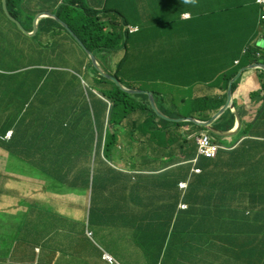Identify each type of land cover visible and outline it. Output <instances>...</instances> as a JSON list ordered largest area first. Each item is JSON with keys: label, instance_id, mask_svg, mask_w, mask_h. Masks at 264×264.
Segmentation results:
<instances>
[{"label": "trees", "instance_id": "1", "mask_svg": "<svg viewBox=\"0 0 264 264\" xmlns=\"http://www.w3.org/2000/svg\"><path fill=\"white\" fill-rule=\"evenodd\" d=\"M89 1L91 0H69L54 7L45 0H7L8 14L0 4V59L4 58L3 51L11 50V45L5 44L7 38L17 42L15 48L20 52L29 48L31 58H34L33 63L22 68L25 70L24 75L18 79L17 71L0 67V149L38 170L48 180L44 182L43 177V189L38 194L42 201L39 200L36 208L26 209L24 214L17 215L16 226L10 230L9 254L12 261L18 260L22 264H36L37 248L40 250L37 255L40 262L37 264H107L102 260L104 251L109 252L120 264H147L149 240L153 236L163 235L164 242L169 235L176 241L180 237L177 230L171 231L166 225L161 224L157 228V225L145 223L144 217L131 205L143 195L145 179L136 177L134 181L130 175L115 172L102 159L103 156L110 159L116 147L123 146L122 143L129 145L135 153L146 143V136L155 125L153 118L159 119L160 123L167 122L156 116L146 95L125 91L94 66L90 53H93L104 71L112 74L124 87L140 89L131 77L133 70L126 68L130 61L128 46L131 38L123 36L122 32L128 22L110 17L115 14V10L120 11L117 8L111 9L106 0H100L98 6ZM45 4L51 5L50 11L69 26L83 46L75 41L76 46L69 55L59 51L61 43L65 41L67 45L72 36L55 19H42L35 36L24 33L11 19L15 18L26 31L33 32V21L39 12L44 11ZM105 20L109 22L105 23ZM14 29L22 35H17L21 41L16 39ZM44 46L55 50L51 54L46 53ZM120 48L125 49V57L113 71L110 67L111 55ZM261 48H251L244 60H256L254 54L259 50L264 58ZM41 55L50 61H63L65 66L59 67L52 63L43 65L38 62ZM33 65V68H29ZM237 71L234 69L227 74L226 84ZM214 78L216 77L210 80ZM236 86L237 83H234L233 89ZM212 103L218 108L222 105L214 98L200 99L190 103V114L206 112L211 109ZM138 111H149L153 118L139 124L136 121ZM233 123L234 117L228 120L222 118L217 128L227 132L233 127ZM181 125L183 123L177 124ZM260 129L264 127L255 129L257 134L262 133ZM9 130L14 131L13 135L10 140H5ZM133 139L136 140V145L132 143ZM246 146L231 153L232 159L242 152L246 154V170L241 173V177L238 174L228 178L226 187L219 190L218 194L207 197L208 204L204 206L209 207L210 212L206 218L211 217L210 220L200 225L195 234L188 235L185 240L181 238L184 249L180 259L186 263L195 264L207 256L208 237L216 239L229 234L233 241H224V253L232 255L231 261L240 263V260L245 259L256 264L255 247L264 244V226L250 218L245 221L241 217L246 215L232 212L235 207L236 210L245 208L252 213L256 212L251 217L257 220L263 221L264 217V142L255 144L256 148H253L252 153L245 151ZM123 148L125 147L120 149L119 157L130 161L134 154L124 153ZM236 167L240 169L238 162ZM100 169L103 170L100 172ZM183 170L187 171L186 174L180 172L182 175H179L178 171L173 170L162 175L168 178L166 182L155 184L158 190H163L168 195L156 202L169 200L174 203L163 206L156 214L151 210L154 222L157 223L160 217L174 214L178 183L188 178V167L184 166ZM175 176L176 180L172 181L171 178ZM90 187L93 196L89 214L87 209H81L82 212L76 211L71 215L65 201L63 207H58L56 196L66 190L64 188L85 194ZM197 189L196 186L194 191ZM78 195L82 196L81 193ZM190 197L192 200L189 205L192 209L196 201L199 203L203 200L196 193L193 196L190 194ZM77 202V207H82L81 200ZM78 212L79 215H76ZM138 217L144 223L137 225L132 222ZM123 219H126L128 227H134L140 235L137 246L145 250L146 256L143 259L130 258L127 251L131 246L130 239H119V235L115 233V223ZM250 222L254 225L249 227L250 231L241 232L231 228L243 227ZM218 225V230L210 231ZM85 233L91 234V237ZM242 235L248 239V245L239 246L238 241ZM79 236L86 240L79 242ZM96 237L104 247L94 244ZM69 244L77 247L71 249L72 245ZM208 250L221 255L210 246ZM15 255H19V258ZM170 263L178 264V257L172 250L168 252L163 264Z\"/></svg>", "mask_w": 264, "mask_h": 264}, {"label": "clouds", "instance_id": "2", "mask_svg": "<svg viewBox=\"0 0 264 264\" xmlns=\"http://www.w3.org/2000/svg\"><path fill=\"white\" fill-rule=\"evenodd\" d=\"M35 2H38L40 0H34ZM49 1L52 3L51 5H54V7H58L61 4H64V2H68L69 0H45ZM100 2V0H94L93 4L95 5L97 2ZM184 5H188L191 7H196L198 4V0H182ZM254 2L260 6L261 8V14L258 19V24L259 27L262 26L264 28V6L259 4L257 0H254ZM91 3V1H89ZM107 3V0H106ZM2 9L5 13L8 14V9H7V0H5V5H6V11L3 8V0L1 2ZM110 7V6H109ZM111 9H114L111 7ZM114 15H110V17L116 18L117 21H127L126 16L120 11L117 12L115 10ZM48 13L52 14L54 17L48 16ZM185 16L190 15L189 13H184ZM10 16V15H8ZM11 17V16H10ZM13 18V17H12ZM11 18V19H12ZM55 19L62 23L64 27L68 30L69 34L75 39L77 43L83 46L82 42L80 39L73 33V31L69 28V26L62 22L52 11H42L39 12L34 21H33V27L35 29V22H36V27L37 30L34 33L33 32H28L25 30L24 26L15 18L20 26H18L24 33L30 35V36H35L38 32V25L39 22L42 19ZM12 19V20H13ZM13 20V21H14ZM15 22V21H14ZM109 20H105V23H108ZM128 25L124 26L123 28V36H130L131 42H132V35L137 33L139 28L137 26H132L130 21H127ZM16 23V22H15ZM17 24V23H16ZM258 47H262L261 49L264 52V29L263 33L260 34L258 31L254 38L251 40L249 45L245 47L239 56V60L235 59L225 64V67L219 68V69H214L211 71H207V76H204L203 79H201L200 82H203L204 84L216 86L218 85L220 88L223 90L222 95H217V94H212V95H203V96H196L194 94V91L188 95L186 89L191 88L192 84H190V87L183 86V87H178L176 86V90L174 95H169L170 102L167 103L164 95H163V89H159L157 87H152V81L146 79L147 77H143L141 75V72L139 74L136 73V71L131 72V77L134 81H136V84L138 88L140 89H127L124 87L118 79H116L112 74L107 73L104 71V69L99 65L97 62V59L93 55V53H90L94 56V66L98 69V71L102 74L105 75L109 80L113 81L115 84H117L119 87L124 89L125 91L131 93V94H136V95H146L148 102L156 114L157 117L160 119H164L167 123H160L159 119L153 118L152 114L149 111H138L137 116H139L136 121L140 124L145 120L149 119H154L155 125L152 127V130L150 134L146 136V143L149 145V150L153 148L152 154L150 156H147L148 150H146L144 143L141 146L140 149V158L136 157V154L133 152L131 147L127 144H123L125 148H123L124 153H133L134 157L136 160H138V165L137 168H134L133 165V158L127 162L132 163V166H126L125 162L123 160H119V155H120V149L123 147L122 145H118L116 147V153L114 152L110 159L105 158V156L102 157L104 160L105 164L108 167H111L115 172L119 174H126L130 175L133 177V180H136V177H141L144 178L146 181V187L148 188V195L146 197L142 196L140 199H138L137 203L139 206H134L137 208V210L140 212L141 216L144 217L145 223L148 224H154L157 225L156 227H160L161 224L166 225L168 229L171 231L177 230L178 234L180 235L179 240L176 241L173 239L171 235L168 236L166 239V242H164L163 235H155L153 236L149 241V250L147 254V264H163L168 252L171 250L173 251L174 255L178 257V264H188L186 263L183 259H180V254H182V251L184 249V244L181 241V238L185 240V237H187L190 234H195L197 232V229L200 225H204V222L206 220H210L211 217L206 218L209 211V207L206 208L204 205L208 204L207 197L209 195L213 194H218L219 190L223 189L227 185V179L232 178L237 176L238 174L239 177H241V173H243L246 170V167H241L240 169L237 167L232 166H226L224 164V158L223 155L224 153H232L239 148H241L245 143L250 142V141H256V144L264 142V129H260L262 133L258 134L256 133L255 129L263 128V119H264V58L262 56V52L259 50L257 51L255 55L254 61L246 62L244 59L247 55V53L253 49H258ZM122 52V58L118 62H114V57L116 54ZM130 52V54H129ZM131 43L128 46V54L130 57L131 61ZM112 58L110 60V67L114 71L117 68V65L122 61V59L125 57V49L120 48L117 50V52L112 53ZM92 59V57H91ZM130 61L129 63L126 64V68L130 69ZM237 69L236 75L231 78L228 82V84L225 83V79L228 76L227 74L230 73V71ZM132 70V69H131ZM256 72L258 76V80L261 86L260 95L259 93H253L250 95V103L248 105V109H250L251 104H256L258 106L257 109V119L254 124V126H249L247 128V135L245 139L237 145H233L232 148H223L220 144H217L216 141L214 140V134L219 133L220 136L222 137H231L234 135V128L236 125V119L239 117V114L236 110L233 111L238 107L237 103L234 102L233 97L234 93L241 82L243 76L247 72ZM241 72V75L231 84V99L230 103L228 104L227 109L222 112L220 115L218 113L221 111V109L227 105L228 103V91L230 87V82ZM212 77H216L213 80H210ZM111 78H114L112 80ZM116 81L118 83H116ZM156 83L159 84V82L163 81H155ZM210 83V84H209ZM237 83V86L235 89H233V84ZM175 86V85H173ZM144 87V88H143ZM155 88L156 90L152 89ZM130 91H144V92H149L152 94V97L155 102L156 109L158 110L159 113L155 111V109L152 107L151 102H150V97L147 93H134ZM182 93L184 96L181 99H174L177 95H181ZM99 96L103 99L104 97L99 94ZM208 98H214L216 99V102H221L222 105L218 108L215 107V105L212 103L211 109L206 111V112H201V113H194L190 114L192 111H189L190 103H193L194 101L197 100H204ZM263 98L261 102H257V100ZM165 102V103H164ZM165 111V112H164ZM214 113V115H212ZM218 115V116H217ZM215 117V120L213 118ZM234 117V123L233 127L227 131V132H222L219 128H217V125L219 124V121L224 118L225 120H228L230 118ZM148 122V121H147ZM146 123V122H145ZM178 123H183L181 126H177ZM189 125H196L201 128L199 132H195L192 134H186L184 133V128ZM180 127H182V130H180ZM233 131V132H232ZM238 131V130H237ZM13 130H9L7 134L5 135L4 139L5 140H10L12 135H13ZM255 132V135H254ZM171 138L172 140V148L173 146L177 148V152L179 150H182L185 148V145L187 142H191L192 145L195 146V152H196V158L191 160L190 162L187 161L186 163L172 166L170 164L169 159L162 156L163 154H160L158 156H153V154H159L160 152L164 151V148L166 146H170L169 144L166 143L167 140ZM207 141V143H206ZM104 148V147H103ZM174 148V149H175ZM172 150L166 151L168 156H173L170 153ZM223 151H225L223 153ZM103 154V153H102ZM221 159L219 156H221ZM163 157L165 159V166L159 167L153 164L154 159H158L160 157ZM187 156V153L185 154ZM161 157V158H162ZM201 160H204L203 162H200ZM135 164V163H134ZM181 165H187L189 171H188V178H185L181 180L178 183V196H177V206L174 211V214L172 216L166 215L164 217H160V219L156 222L153 221V218L151 217V213H145L144 208H151L154 207V214L159 213L162 210V207L164 206H170L173 204V201H159L156 202L157 199L161 198L162 196H168L167 193L163 190H158L156 188V183L158 182H166L168 178L162 177V175L170 172V171H178L181 167ZM40 173V172H39ZM226 174V175H225ZM42 175V174H41ZM172 181H175L176 178H171ZM197 186V191H194V188ZM67 191V190H66ZM70 192H73L70 194L69 197L66 199H61L62 201H65L67 207L69 210L74 211H84V209H87V212L89 214V209L91 208V203H92V187H90V190L88 192L81 193V195H78L79 193L74 192V190L70 189ZM196 193L197 195L201 196L203 198L202 202H197L194 205L193 209L191 208V205L189 203L191 202L192 198L190 197V194L192 196ZM69 195V191L63 196ZM76 200H81L82 202V207H77L78 202L75 203V206L73 209L69 206L71 202L76 201ZM142 202V203H141ZM57 203V202H56ZM63 207V205L61 206ZM77 207V208H75ZM63 209V208H61ZM82 209V211H81ZM237 208L235 207L234 209L232 208V212L235 213H240L242 215H246L244 217H241L243 220L247 221L248 218H250L253 222L258 223L261 226H264V217L262 218L263 221L257 220L254 217L256 212L252 213L251 211L245 210V208H242L240 210H236ZM3 213V212H2ZM213 220V219H211ZM135 224L140 225L144 223L139 217L134 221ZM72 224L74 225V221H72ZM218 227L220 228V225L217 227L211 229L212 230H218ZM249 227H254L253 224L248 223L246 225H243V227H231L232 229L240 230L241 232L250 231ZM115 233L119 235V239H130L131 246H129V249L127 250L130 253V258H144L145 255V250L142 249L141 247L137 246V241L139 239V234L136 232L134 227H128L125 223L124 220H118L115 223ZM86 236L91 237V234L85 233ZM67 239V238H66ZM66 239L64 243H66ZM79 242H83V240H86L85 237L79 236ZM261 242V238L259 239ZM224 241L227 242H232L229 238V234H226L224 236H220L216 239L211 238L209 239L208 237V247H207V256L202 258L200 262L196 261L195 264H251V261H246L245 259L240 260V263L231 261V256L224 253V248L225 244ZM239 246L243 245H248L249 241L248 239L242 235V238L240 241H238ZM72 245L71 249L76 248L77 246L75 244H69ZM209 246L216 250L217 252H220L221 255L219 256L215 252H210L208 250ZM257 252L254 253V262L256 264H264V244H261L260 247H255ZM137 252L136 254H131L133 252ZM40 250L37 248L36 249V254L38 255ZM172 253V252H171ZM35 256V263H39L40 260L38 256ZM103 262L107 264H120L117 259H115L109 252L104 251L103 257H102ZM13 264H22L20 261H12ZM29 264V263H27ZM173 264V263H170Z\"/></svg>", "mask_w": 264, "mask_h": 264}, {"label": "crops", "instance_id": "3", "mask_svg": "<svg viewBox=\"0 0 264 264\" xmlns=\"http://www.w3.org/2000/svg\"><path fill=\"white\" fill-rule=\"evenodd\" d=\"M95 5H100V2ZM107 5L119 9L132 26L139 28L137 33L132 35L130 69L137 74L141 72L143 77L153 82L163 81L178 87H190L192 83H199L194 89L196 96L223 94L222 88L218 85L212 86L210 83L208 85L200 81L207 76V71L223 68L230 61L239 60L243 49L255 36L254 26L258 24L259 19L254 13L258 7L254 0H198L196 7L184 5L182 0H107ZM184 13L190 15L185 16ZM251 19L254 23H250ZM121 58L122 52L115 55L114 62H118ZM198 69L205 72H198ZM159 84L156 87L163 89ZM260 90L256 72H247L233 97L238 105L233 111L237 110L239 114L233 130L234 135L228 138L220 136L219 133L214 134L217 144L227 149L240 144L245 139L247 128L254 126L258 116L256 104H251L248 109L250 95L253 93L262 95ZM183 94L185 93L177 95L174 99H181ZM262 100L263 98L257 102ZM169 102L168 95L167 103ZM184 130V133L192 134L199 132L201 128L189 125ZM166 143L170 146H166L163 152L153 156L163 154L162 156L168 158L172 166L196 158L195 146L191 142H187L183 151L179 150V152L174 146L172 148L171 138ZM255 144L256 141L245 143L243 146L248 145L245 151L249 150L252 153L253 148H256ZM168 150H172L169 154L173 156L167 155ZM3 151L0 149V154H3ZM6 155L8 156V153ZM222 155L226 166L233 164V167H236V162L240 168L247 166L244 152L234 159L231 158V153ZM161 157L154 159L153 164L159 167L165 166V159ZM200 162L204 163V160ZM184 166L187 165H181L178 170L179 175H182L180 172L186 174L187 171L183 170ZM19 170L20 173L16 175L12 173L8 175L17 182L15 185L0 177V264H13L12 256L9 254L11 246L9 235L10 230L16 226L17 215L24 214L26 209L36 208L39 200L42 201L37 190V187L42 185L41 173H39L40 183L33 190H29L27 182L35 178L36 174H30L29 166L23 161ZM147 195L148 188L145 187L142 198ZM137 202L131 205L141 207ZM143 210L148 214L155 208ZM123 220L126 222V219ZM15 257L19 258V255Z\"/></svg>", "mask_w": 264, "mask_h": 264}, {"label": "rangeland", "instance_id": "4", "mask_svg": "<svg viewBox=\"0 0 264 264\" xmlns=\"http://www.w3.org/2000/svg\"><path fill=\"white\" fill-rule=\"evenodd\" d=\"M1 2H2V0H0V4H1ZM45 5L46 6L44 7V11H50L52 9V7H51L50 4H45ZM254 13L257 15V17L260 16V14H261V8H260V6L256 7V10H255ZM250 23H254L253 19H251ZM254 29H255V34L258 31L260 32V34H262L264 28L262 26L259 27V24H257V25L254 26ZM14 31H15L16 39H19L21 41L20 37L17 36V35H21V34L16 29H14ZM68 41L69 42L66 45V42L65 41L62 42V40H60V42H62V43H61L60 48H59V51L65 52L67 55H69V53H71V49L76 46V42H75V40L72 37H69V40ZM42 43L45 46H48L45 42H42ZM5 44H10L11 45V50H10V52L3 51L5 54H4V58L3 59H0V67L3 68V69H5V70H15V71H17L18 74L16 75V78L18 79L20 76L24 75L23 72L25 70L22 69V68H24L25 66L33 63L34 61L32 59H34V58H31V53L28 50L29 48L28 49H23V50H21V52L17 48H15V44H17V42H15L12 39L7 38L6 41H5ZM45 46H44L45 50L44 49L43 50L46 53L51 54L52 51L55 50V49H52V47L50 49V48H46ZM65 48H66V50H65ZM49 49H50V52H49ZM129 54H130V52H129ZM38 62L41 63V64H43V65L44 64H48V63H52L53 65H57L59 67L65 66V64L63 65V63H64L63 61H60V60H53V61L51 60L50 61V60H48V58L46 59L42 55H41V58H39ZM33 67H34V65L31 66V67H29V68H33ZM198 72H205V71H202V69H198ZM151 84H152V87L158 86V83L153 82V81H152ZM198 84L199 83H194V84H192L191 88L186 89L188 95H190L194 91V89L198 86ZM159 85H161L163 87V90H164L163 91V95L166 98V101H167V96L168 95H174L175 90H176V86H173L171 83H168V82H163V83H161ZM132 143L134 145L137 144L135 139L132 140ZM144 146H145L146 150H148L147 156H150L152 154V151L148 149L149 148V145L144 144ZM3 152H4L3 154H0V177L4 178L5 180L6 179L9 180L12 184L15 185V184H17V182L14 179L10 178L8 175L11 174V173L14 174V175L20 173L19 168H20V165L22 164V161L19 160L16 157L12 156L11 154H8V156H7L6 155L7 153L5 151H3ZM135 154H136V157H139L140 158V150H137L135 152ZM119 160H123L125 162V165L126 166H132V163L127 162L123 158H119ZM138 160H136L135 158H133V165H134L133 169L134 168H137V165L139 164L138 163ZM98 168H99V166H98ZM102 170L103 169H100V172ZM28 171H29L30 174L31 173H35L36 174L35 178H33L31 181H28L27 182L28 189L29 190H33L34 187L37 186L40 183V174H39V171L38 170H37L38 171L37 172L32 167H29V170ZM43 177H44V182H48V180L46 179V177L45 176H43ZM97 177H98V175H97ZM98 178L100 179L101 177H98ZM42 181H43V178H42ZM42 189L43 188H41V185H39L37 187V190L39 192ZM64 189H66L67 191H69V195L63 196V195H65L67 193L66 190H63L60 195L56 196L58 207H61L63 205V201L61 199H66L67 197L70 196V194L73 193V192H70V189H68V188H64ZM76 193H83V192L80 191V192H76ZM77 201L78 200L73 201V202L70 203L69 206L71 207V209H73V207L75 206V203ZM68 212L71 215H74V211L68 210ZM76 215H79V212ZM94 244L97 247H101V246L104 247L105 246L98 237H96V241L94 242Z\"/></svg>", "mask_w": 264, "mask_h": 264}, {"label": "water", "instance_id": "5", "mask_svg": "<svg viewBox=\"0 0 264 264\" xmlns=\"http://www.w3.org/2000/svg\"><path fill=\"white\" fill-rule=\"evenodd\" d=\"M3 8H4V10L6 11V5H5V0H3ZM48 16H51V17H54L52 14H50V13H48ZM12 18V17H11ZM13 19V18H12ZM14 20V19H13ZM16 23H17V25L18 26H20V24L16 21V20H14ZM36 30H37V27H36V22H35V29H34V33L36 32ZM91 57H92V60L94 61V56L91 54ZM241 75V72H239V74L230 82V87H229V91H228V103H227V105L226 106H224L222 109H221V111L218 113V115H220L222 112H224L226 109H227V107H228V104L230 103V99H231V84L239 77ZM112 80H114V78H111ZM115 81V80H114ZM116 83H118L117 81H116ZM130 92H134V93H147L148 95H149V97H150V102H151V105H152V107L155 109V111L157 112V113H159L158 112V110L156 109V106H155V102H154V99H153V97H152V94L151 93H149V92H144V91H130ZM217 115V116H218ZM213 120H215V117L213 118Z\"/></svg>", "mask_w": 264, "mask_h": 264}, {"label": "built area", "instance_id": "6", "mask_svg": "<svg viewBox=\"0 0 264 264\" xmlns=\"http://www.w3.org/2000/svg\"><path fill=\"white\" fill-rule=\"evenodd\" d=\"M257 2L264 6V0H257ZM263 19H264V15H263ZM206 143H207V141H206Z\"/></svg>", "mask_w": 264, "mask_h": 264}]
</instances>
